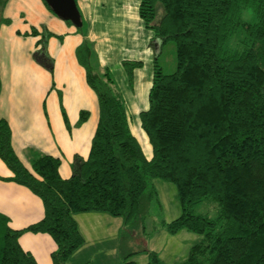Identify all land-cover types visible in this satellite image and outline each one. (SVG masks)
Returning <instances> with one entry per match:
<instances>
[{
	"label": "trees",
	"instance_id": "trees-1",
	"mask_svg": "<svg viewBox=\"0 0 264 264\" xmlns=\"http://www.w3.org/2000/svg\"><path fill=\"white\" fill-rule=\"evenodd\" d=\"M6 1L0 0V17ZM137 14L160 40L146 108L138 112L152 155L143 154L131 133L109 69L97 66L83 40L74 52L96 96L97 121L86 158L73 156L68 178L48 154L31 152L32 172L24 167L0 118V160L12 173L7 180L28 188L43 208L38 222L20 230L0 213V264H36L18 245L25 232L48 235L55 244L51 264H66L83 245L75 213L103 212L130 225L155 197L153 179L174 185L180 209L162 224L165 231L200 237L177 264H264V0H138ZM169 43L174 70L163 73L158 55ZM120 64L131 86L141 61ZM87 114L80 111L77 123ZM198 205L204 212H196ZM144 264L164 262L149 252Z\"/></svg>",
	"mask_w": 264,
	"mask_h": 264
},
{
	"label": "crops",
	"instance_id": "crops-1",
	"mask_svg": "<svg viewBox=\"0 0 264 264\" xmlns=\"http://www.w3.org/2000/svg\"><path fill=\"white\" fill-rule=\"evenodd\" d=\"M75 4L82 22L79 30L56 17L42 0H7L0 17V118L9 126L11 148L29 171L31 152L57 157L61 178L70 176L74 155L86 158L97 121L96 96L76 60V46L85 40L91 47L89 54L95 47L100 68L124 59L140 60L142 68L133 73L140 74L143 81L150 79L145 70L151 69L152 59L160 51V40L152 37L138 17V0H75ZM31 28L35 34H30ZM47 32L51 34L45 35ZM118 89L124 105L133 111L136 102H127L131 93ZM143 95L140 90L135 93L136 97ZM80 111L88 114L77 123ZM11 175L0 160V213L10 229L20 230L38 222L43 208L28 188L7 180ZM73 217L83 245L66 264H84L89 254L91 264H112L119 231L113 226L116 222L110 221L113 216L87 211ZM83 222L90 223V231L96 235L90 244L80 229ZM17 241L36 264H51L55 244L48 235L25 232Z\"/></svg>",
	"mask_w": 264,
	"mask_h": 264
},
{
	"label": "rangeland",
	"instance_id": "rangeland-1",
	"mask_svg": "<svg viewBox=\"0 0 264 264\" xmlns=\"http://www.w3.org/2000/svg\"><path fill=\"white\" fill-rule=\"evenodd\" d=\"M157 5L159 6V4ZM94 54L95 57H98L95 47ZM158 63L160 64L163 73H170L174 70V56L171 43L167 44L162 53L158 55ZM141 68L142 64L138 69ZM108 69L115 85L118 88L120 86L122 89L121 91H124V93H131L132 96L127 97V102H136L133 111L130 110L129 106L127 107L125 105L127 107L126 113L129 119V127L131 133L138 141L143 154L149 158L152 155L151 145L148 142L145 133L139 126L138 112L146 108L145 91L150 79L148 80L146 77L145 81H143L140 74L133 73V80L130 86L127 82L120 61L110 63ZM145 73L151 77L150 68H147ZM138 90L143 92L144 95L136 97L135 93ZM139 98L142 100L139 101ZM30 172H32L31 169ZM152 183L156 195L155 197H151L148 201H144L141 207L137 210L136 215L130 219L136 221H132L133 223L130 225L124 226L123 224L122 226L121 220L123 219L121 217H111L114 219L110 221L116 222L113 223L114 228L119 229L116 236V242L113 246L116 250V260L114 261L113 259L112 262L115 264H120L124 260H131L137 264H144L148 260L149 252L157 253L164 264H177L186 256L188 248L200 238L198 235L185 231H179L174 235H170L165 231L162 224H167L172 221L180 211L178 202L175 198L174 185L160 179H153ZM204 209L205 205H198L196 212H204ZM208 212L212 215L214 209L209 207ZM89 225L90 223L88 222L80 224V229L84 234L83 237L87 244H90L96 236L91 233ZM84 262V264H91L92 261L90 254L86 256Z\"/></svg>",
	"mask_w": 264,
	"mask_h": 264
},
{
	"label": "water",
	"instance_id": "water-1",
	"mask_svg": "<svg viewBox=\"0 0 264 264\" xmlns=\"http://www.w3.org/2000/svg\"><path fill=\"white\" fill-rule=\"evenodd\" d=\"M50 11L58 18L72 25H81L80 15L74 0H43Z\"/></svg>",
	"mask_w": 264,
	"mask_h": 264
}]
</instances>
